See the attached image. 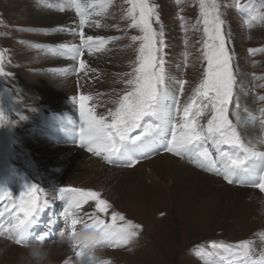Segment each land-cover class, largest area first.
<instances>
[{
    "label": "rangeland",
    "instance_id": "rangeland-1",
    "mask_svg": "<svg viewBox=\"0 0 264 264\" xmlns=\"http://www.w3.org/2000/svg\"><path fill=\"white\" fill-rule=\"evenodd\" d=\"M57 1L58 3L66 2V0ZM82 2L88 3V11H91L90 24L84 28L85 35L100 37L109 32L114 36L113 41L117 47L114 57L118 63V70L108 80L111 97L109 95L106 101H103V97L100 98L94 93L86 92V95L90 94L92 97L88 106L98 115L101 112L98 109H102V111L105 109L108 112L103 115H109V110L114 111L118 107L115 101L133 88L127 81L133 78V68L138 64L141 41H133L132 37L143 34L139 29L130 26L131 21L127 17L130 5L127 0H107V11L102 12L100 16L95 15L96 12L101 11L96 0H82ZM148 2L157 6L160 16L159 23L153 21L157 27L156 30L159 31L162 26L166 44L169 45V41L172 40L180 48V57L172 61L177 65V68L174 67L175 70L172 68L171 71L177 72L176 76L179 81L183 80L186 83L183 94H180L179 82L177 83L174 97L178 96L181 109L195 99L193 107V111H195L197 105H202L201 98L194 97V93L207 70V60L204 57L207 36L200 16V0H148ZM216 3L219 5L221 19L224 21L223 27L236 77L233 104L229 108V119L236 125L244 143L253 146L254 138L246 133V129L250 125L263 124L260 122L264 119V100L260 99L264 97V19H262L264 17V0H216ZM29 5L40 10L51 9L60 12V7H57L56 2L51 0H0V68L5 73L0 75V89L1 85H4L6 91V93H0V96L1 94L6 96V99L0 100V113L3 114V119L7 115L5 127L1 125L0 119V190L13 193L11 198L2 194L0 196V207L2 208L0 239L11 241V244L7 245L0 242V264H107V262L114 264L112 262H117V260L121 261L119 264H227V261L221 260L224 249L219 246H231L235 249L242 241L248 240L238 241L234 238L224 237L221 235L224 231L220 230L215 233L212 231L211 233H191L182 222L180 214L173 209L169 211L165 208H155L153 214L147 217L149 219H137L138 217L135 216L132 209L125 211L117 208L111 200L92 188H83V190L98 192L100 194L98 199L103 198L110 206L105 212H100L97 208V200L90 198L88 203L83 204L77 211L76 217L79 221L77 220L74 228L75 232H72L74 230L68 222L70 219H65L64 216L66 206L63 202L67 196L63 199L59 197V190L69 186L62 185L61 178L56 181L50 178L45 182L47 185H43L41 176L44 180L47 178L41 173L39 165L34 163L29 152L19 153V148L22 145L26 147V144L29 143L26 142L27 137L30 136L29 121L43 123L47 111L51 110L50 104H37L34 100H28L20 76L32 77L39 71L46 70L47 62L44 59L46 48L52 46L59 48V43L51 44L48 41L51 35L58 33L57 36L68 38L64 33L67 29L63 26L67 24L57 25L59 29L53 25L31 24L27 20ZM164 8L169 10L168 17H165ZM74 11L75 9L72 10V12ZM76 16L79 18L78 15ZM95 21H99V27L94 26ZM76 24L79 26V21ZM234 40H237L238 43ZM40 42L41 48H39ZM76 43L77 45L81 43L78 35ZM251 49L256 51L252 52ZM236 102L240 105L239 109L235 107ZM1 103L8 104L9 110L4 111ZM203 104H208V101L204 100ZM94 108H97L98 112ZM248 109L250 111L253 109L252 112L256 117L250 118L248 123H241L242 119H237V112L248 111ZM212 114L210 108L206 109L199 118V124L206 126L207 120L211 118ZM157 139L158 142L153 143L155 150L146 158L139 150L129 152V154L140 157L139 163L142 159L145 160L155 153L166 152L165 146L170 140V136L166 139L162 137ZM74 140L77 143L76 139ZM255 146L256 144L253 147ZM206 147H209L214 156H218L210 140L206 143ZM227 148L228 146H224V149ZM115 165V167H125L126 162L119 161ZM133 167L126 166V168ZM32 184H36L42 190L38 193L40 203L43 204L46 201L47 206L37 210L33 218L35 223L29 225L27 240L17 243L15 233H11L7 223L10 214L14 212L10 205V199H16L26 186ZM236 185L255 188L251 181ZM46 188L50 190L51 196L45 200L43 193ZM114 214L117 215V227L129 223L140 225L141 239H146L143 242H152V247H148L146 243L143 244L139 240L122 247H114L112 241L104 239L103 232L99 227H87L90 223L93 224L92 221H95L96 218H103L102 220L111 224ZM119 216H123L124 219H119ZM82 220H87V222ZM150 223L155 225L153 229L150 228ZM33 225L35 226L32 227ZM85 234L88 239L83 238ZM148 235L153 240L148 239ZM40 236H43L42 240H39ZM69 236H71L70 239ZM79 239L81 244L76 250L75 240ZM213 244L217 247H213ZM60 246L64 251L70 247L74 250L71 251L72 253L61 255L63 252L58 250ZM34 247L40 249L39 259L31 255ZM251 248L252 258L259 264L261 259L255 256H264V250L256 252L252 243ZM108 251H119L120 255L125 252L126 256L116 257V260L114 256H105ZM234 264H239V262L234 261Z\"/></svg>",
    "mask_w": 264,
    "mask_h": 264
},
{
    "label": "snow or ice",
    "instance_id": "snow-or-ice-1",
    "mask_svg": "<svg viewBox=\"0 0 264 264\" xmlns=\"http://www.w3.org/2000/svg\"><path fill=\"white\" fill-rule=\"evenodd\" d=\"M127 2L130 5L127 11V17L131 21L130 26L139 29L143 34L132 37L133 41H141L138 64L133 68V78L127 81L133 88L115 101L118 107L114 111L109 110L110 122L105 116L97 117L93 109L88 106V102L92 99L90 95L79 96L78 109L82 121L79 127L81 146L86 147L94 155H103L109 163L125 161L126 166L133 167L140 157L130 155V148L142 151L146 158L155 150L150 140L155 141L157 137L166 139L170 136L165 146L168 153L187 156L193 162H198L200 167L222 176L228 184H245L251 181L252 186L264 192V151H258L253 146L245 144L236 125L229 119L236 77L223 27L224 21L221 19L216 0H200V16L207 36L204 52L207 70L194 93V97L201 98L202 105H197L195 111H193L195 99L181 109L178 96L173 97L169 91L165 70L168 55L165 49L168 45L164 39L163 27L161 26L159 31L153 28L154 20L156 23L160 22L157 6L150 4L148 0H127ZM96 3L101 11L96 12L95 15L100 16L102 12L107 11V0H96ZM70 4L74 6L79 16L78 36L81 43L80 45L65 44L49 51L52 55L70 53L71 59L78 61V72L87 75L86 69L90 66L83 59L84 50L87 49L89 54L101 51L106 41L103 37L85 35L84 28L90 24L89 4L83 3L82 0H70ZM94 26L99 27V21H95ZM90 70L94 73L99 71L96 68ZM4 74L3 69L0 68V75ZM185 83L186 81H179L180 94H183ZM260 99L264 100V97ZM204 100H207L208 104H203ZM235 107L239 109L238 102ZM209 108L213 113L211 118L207 120L206 126L199 124L200 116ZM2 118L3 114L0 113V119ZM237 119H239L238 112ZM137 129L139 132L132 135ZM209 140L218 156H214L206 147ZM224 146H228V150H225ZM40 191L42 190L36 184H32L26 186L16 199H10L14 212L10 214L7 223L11 233H15L17 243L27 240L28 227L35 223L33 218L37 210L47 206L46 201L40 203L38 196ZM0 194L13 197L11 191H2ZM99 195L98 192L79 188L59 190L60 198L65 196L70 198L71 202L64 211V216L71 220L73 229L78 222L77 211L90 198L97 200V208L100 212H105L110 206L106 200L98 199ZM119 219L123 220L124 217L119 216ZM116 220V214L113 215L111 224L96 218L94 223L87 227H99L104 239L112 241L114 247L131 244L139 235L140 225L129 223L117 227ZM213 247L217 245L213 244ZM219 247L224 249L221 260L227 261V264H234V261H238L239 264H257L252 258L250 241H242L235 249L225 245ZM259 264H264V258H261Z\"/></svg>",
    "mask_w": 264,
    "mask_h": 264
},
{
    "label": "bare ground",
    "instance_id": "bare-ground-1",
    "mask_svg": "<svg viewBox=\"0 0 264 264\" xmlns=\"http://www.w3.org/2000/svg\"><path fill=\"white\" fill-rule=\"evenodd\" d=\"M51 1L56 2V6L60 7V12L51 9L40 10L29 5L27 20L31 24L53 25L54 27L61 23L67 24L63 26L68 30L64 31L68 38H62L57 36L58 33H55L49 37L48 41L51 44L59 43V47L65 44L77 45L75 31H79V26L76 24L79 18L76 16L78 15L76 11L72 12L75 9L74 6H71L70 2H67L68 0L63 3H58L57 0ZM164 14L165 17L169 16L167 8H164ZM100 37L106 41L103 50L94 51L91 54L87 49L84 50L83 59L90 66L89 69H86L87 75L84 72H78V67L75 66L70 53L48 54L49 49L54 48L52 46L46 48L44 52V59L47 62L46 70L39 71L32 77L20 76L28 100H34L37 104L51 105V110L47 111L43 123L29 121L30 136L26 139V142L29 143L26 144V147L22 145L19 148V153L29 152L34 163L39 165L41 173L47 178L44 180L41 176L43 185H47L45 182L50 178L55 181L61 178L62 185L71 188H92L111 200L117 208L125 211L132 209L135 216L138 217L137 219L142 220L149 219L147 217L153 214L155 208H165L169 211L173 209L180 214L182 222L191 233H211V231L215 233L220 230L224 231L221 234L224 237L234 238L238 241L245 239L250 241L256 252L264 250V192L258 188L240 187L236 185L237 183L228 184L222 176L200 167L198 162L167 151L155 153L156 156L152 155L145 160L142 159L133 168H126V166L115 167L116 165L109 163L103 155L97 157L90 153L86 147L81 146L77 133H79L82 121L79 111H76L78 108V100L74 95L76 88L78 87V90H83V92L94 93L106 101L111 93L108 80L118 70V63L114 57L117 47L113 39H109L114 36L108 32ZM234 41L238 43L237 40ZM179 51L178 44L170 40L165 69L169 91L173 97L179 79L176 76L177 72H174L177 65L172 61L180 57ZM90 68H96L99 71L94 73ZM172 68H174L173 72ZM94 109L98 112L97 108ZM98 110L102 112V109ZM252 111L253 109L251 111L248 109V111L238 112L239 118L242 119L241 123H248L250 118L256 117ZM100 116L102 115L100 114ZM105 117L107 118V116ZM262 121L260 123L263 124L250 125L246 129V133L254 138L256 144L254 148L258 151H264V122ZM216 155L218 154L216 153ZM0 193H2L1 190ZM50 193L48 188L44 189L45 200L51 196ZM70 202V198L67 197L63 204L67 208ZM87 220L82 221L87 222ZM68 222L71 224V220ZM154 226L150 223L151 229ZM72 232L74 233L75 230ZM70 238L71 236H69ZM147 238L150 239V236L148 235ZM42 239L43 236H40L39 240ZM135 240L152 247V242H143L146 239L142 240L140 235ZM150 240H153L152 237ZM0 242L6 245L11 244V241L7 239H0ZM80 244V239L75 240L76 250ZM58 250L63 252L61 255H64L72 253L71 251L74 249L70 247L64 251L60 246ZM118 253L119 251H108L105 256L109 255L115 258L126 256L125 252L121 253L122 256ZM255 257L264 258V256ZM120 262L117 260L112 263L119 264Z\"/></svg>",
    "mask_w": 264,
    "mask_h": 264
},
{
    "label": "clouds",
    "instance_id": "clouds-1",
    "mask_svg": "<svg viewBox=\"0 0 264 264\" xmlns=\"http://www.w3.org/2000/svg\"><path fill=\"white\" fill-rule=\"evenodd\" d=\"M84 239H88V236L87 234H85L83 236ZM31 255H33L35 258L39 259L40 258V249L38 248H33L32 251H31Z\"/></svg>",
    "mask_w": 264,
    "mask_h": 264
}]
</instances>
